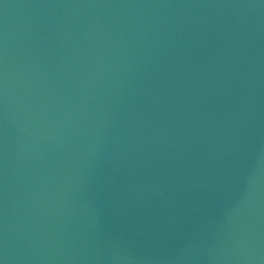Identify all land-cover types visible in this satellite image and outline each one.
Returning <instances> with one entry per match:
<instances>
[{"label":"water","instance_id":"water-1","mask_svg":"<svg viewBox=\"0 0 264 264\" xmlns=\"http://www.w3.org/2000/svg\"><path fill=\"white\" fill-rule=\"evenodd\" d=\"M0 264H264V0H0Z\"/></svg>","mask_w":264,"mask_h":264}]
</instances>
